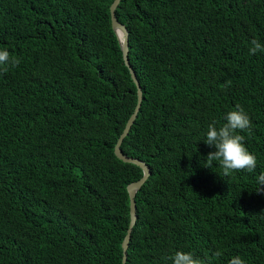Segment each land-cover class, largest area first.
I'll use <instances>...</instances> for the list:
<instances>
[{
  "label": "trees",
  "instance_id": "16d2710c",
  "mask_svg": "<svg viewBox=\"0 0 264 264\" xmlns=\"http://www.w3.org/2000/svg\"><path fill=\"white\" fill-rule=\"evenodd\" d=\"M113 1L0 0V50L20 61L0 72V264H122L142 171L114 155L137 90ZM115 15L142 93L121 151L151 172L126 264H264V52L248 51L264 0H120ZM237 104L257 166L221 177L205 134Z\"/></svg>",
  "mask_w": 264,
  "mask_h": 264
},
{
  "label": "clouds",
  "instance_id": "9594fccd",
  "mask_svg": "<svg viewBox=\"0 0 264 264\" xmlns=\"http://www.w3.org/2000/svg\"><path fill=\"white\" fill-rule=\"evenodd\" d=\"M249 54L264 52V44L256 39L249 42ZM20 63L19 59L11 57L8 50H0V72H7L9 67H16ZM227 81L225 86L230 85ZM250 118L244 109L237 104L235 110L230 111L226 116V123L217 128L215 122L208 125L204 143L214 146L215 151L209 152L206 157L205 167L212 168L213 162H218L221 169L220 176L228 177L234 172L247 170L253 172L257 166L255 155L251 154L244 144V135L238 134L243 131H251ZM259 188L264 185V172L257 177ZM221 253L216 251L213 256L219 257ZM172 264H202V261L190 252L177 251L170 257ZM228 264H245L240 256H235L228 261Z\"/></svg>",
  "mask_w": 264,
  "mask_h": 264
},
{
  "label": "water",
  "instance_id": "95a60500",
  "mask_svg": "<svg viewBox=\"0 0 264 264\" xmlns=\"http://www.w3.org/2000/svg\"><path fill=\"white\" fill-rule=\"evenodd\" d=\"M119 2H120V0H114L111 4L110 8H109L110 21H111L112 29L115 32L117 40L119 41L120 46H121L122 58H123L124 65L126 66V68H128L131 79L136 86L137 103H136V106L134 108L133 113L131 114V116L127 120V122H126V124H125L115 146H114V155L118 160L122 161L123 163L132 164V165L138 167L142 171V177L138 181L129 184L126 188L127 193H128V197H129L130 221H129V226L127 228L126 235L123 238V241L121 244L122 264H126L128 244H129L132 229L135 226V223L137 220L135 195H136V192L143 186V184L149 178V176L151 175V172H150V169L148 168V166L146 165L145 162H143L137 158L125 156V155H123V153L121 151L122 142H123L124 138L128 135L129 130H130L134 120L136 119L137 113L139 111L141 100H142V93H141V88H140L139 82L136 78L134 71L132 70V68L130 66L129 59H128V51H129L128 50V31L124 25H122L121 23L118 22L116 15H115V10H116Z\"/></svg>",
  "mask_w": 264,
  "mask_h": 264
}]
</instances>
